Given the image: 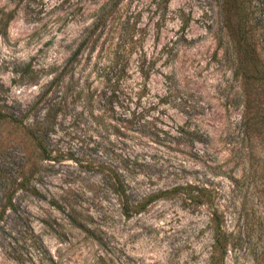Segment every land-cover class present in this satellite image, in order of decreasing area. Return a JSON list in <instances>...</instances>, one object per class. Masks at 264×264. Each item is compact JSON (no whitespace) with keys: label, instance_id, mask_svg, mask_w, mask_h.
Returning a JSON list of instances; mask_svg holds the SVG:
<instances>
[{"label":"rangeland","instance_id":"rangeland-1","mask_svg":"<svg viewBox=\"0 0 264 264\" xmlns=\"http://www.w3.org/2000/svg\"><path fill=\"white\" fill-rule=\"evenodd\" d=\"M107 1L0 0V105L18 114L40 92L58 103L51 159L29 161L17 213L1 210L25 158L19 146L0 151V264H209L215 213L229 239L223 263L264 264V129L249 137L241 126L244 93L264 87L241 75L223 0H120L112 15L121 19L47 88ZM251 2L263 72L264 0ZM125 15L136 20L127 33ZM259 96L252 110L264 109ZM109 164L125 169L132 200L203 182L213 203L176 194L126 218L105 179Z\"/></svg>","mask_w":264,"mask_h":264},{"label":"trees","instance_id":"trees-1","mask_svg":"<svg viewBox=\"0 0 264 264\" xmlns=\"http://www.w3.org/2000/svg\"><path fill=\"white\" fill-rule=\"evenodd\" d=\"M119 1L120 0H109L105 3V13L101 14L90 27L85 29L79 43L68 57L63 70L51 78L47 88L52 84L61 82L66 74L68 66L77 64L80 61L89 43H91L89 51L93 50L101 33H103V29L108 24L112 23L114 20L121 19L119 16L112 15L113 9ZM251 7V0H223L221 5L222 11L225 14L226 25L229 27L230 38L239 52L237 57L243 69L241 75L245 79H251L254 83L253 89H256L258 86L264 87V71L262 72L257 65L258 54L256 52L255 37L252 33L255 26L252 23ZM121 22L120 27L122 30L124 29L125 33L131 28L134 29V25H136V20L131 23L130 17L126 15ZM130 33L129 40H132L134 37V30ZM95 64L97 65V62ZM75 89V92L80 93L84 92L86 87L84 85H78ZM103 92H116V89L109 87L105 88ZM49 93L50 92H40L36 100L18 114L12 111L10 106L6 103L0 105V151H6L7 147L19 146L25 158V161L19 166V171L12 174L10 178L12 191L8 197L7 205L1 210L2 212L7 209L14 213L19 211L20 205L18 202L13 201V195L19 189L27 190L29 188L30 183L27 174V171H29V161H32L38 156L44 160L51 159L50 152L47 149L46 136L50 128V118L52 116L54 117L58 111L56 107L58 103L48 102ZM259 95L264 96V92L261 94L254 90V92L244 93L245 100L241 126L245 136L253 137L261 135L264 129L262 127V123L264 122V109L260 108L258 105L257 108L255 107L252 110L255 100L258 101L256 97L259 98ZM112 97V94L106 96L105 102L107 104H105L108 105V111L111 112V114H109V119L111 121H117L114 116L115 108ZM40 103L44 105L43 114L32 118L34 116H32V111H34ZM109 125L111 128H116L112 122H109ZM29 173L31 172L29 171ZM125 174V169L121 166L110 164L105 166V179L111 192L115 195L119 203L121 214L126 218L141 213L149 204L158 199L176 194L182 195L185 201L196 205L213 203V195L203 182H201V184L189 182L176 184L163 190L147 193L140 199L132 200L128 193V184L125 179ZM53 204L58 208L61 207L57 200H54ZM70 220L73 225L82 227L77 215L71 214ZM214 220L215 228H213V241L211 244L209 264H224L223 260L229 244L228 234L222 227L220 216L216 213L214 214ZM27 229L34 235L31 227Z\"/></svg>","mask_w":264,"mask_h":264}]
</instances>
